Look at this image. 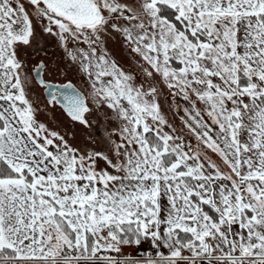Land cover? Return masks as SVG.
I'll return each mask as SVG.
<instances>
[{
    "label": "snow or ice",
    "instance_id": "1",
    "mask_svg": "<svg viewBox=\"0 0 264 264\" xmlns=\"http://www.w3.org/2000/svg\"><path fill=\"white\" fill-rule=\"evenodd\" d=\"M0 264H264V0H0Z\"/></svg>",
    "mask_w": 264,
    "mask_h": 264
},
{
    "label": "rangeland",
    "instance_id": "2",
    "mask_svg": "<svg viewBox=\"0 0 264 264\" xmlns=\"http://www.w3.org/2000/svg\"><path fill=\"white\" fill-rule=\"evenodd\" d=\"M69 78L72 79V81L75 84H77L79 87L83 88L85 86L84 82L79 79V76L75 75L73 72L69 73ZM54 82L63 83V82H65V80H64L63 76H60V77H56ZM41 99L43 100L44 97H41ZM61 118L62 117H61V112H60L59 108H56L54 110H50L48 112H42L40 115V119L42 121L48 123L49 126H53V127H55L59 123ZM127 251L131 253V252H134L135 250L134 249H128Z\"/></svg>",
    "mask_w": 264,
    "mask_h": 264
},
{
    "label": "flooded vegetation",
    "instance_id": "3",
    "mask_svg": "<svg viewBox=\"0 0 264 264\" xmlns=\"http://www.w3.org/2000/svg\"><path fill=\"white\" fill-rule=\"evenodd\" d=\"M54 83H58V82H54Z\"/></svg>",
    "mask_w": 264,
    "mask_h": 264
},
{
    "label": "water",
    "instance_id": "4",
    "mask_svg": "<svg viewBox=\"0 0 264 264\" xmlns=\"http://www.w3.org/2000/svg\"><path fill=\"white\" fill-rule=\"evenodd\" d=\"M56 84H59V83H56Z\"/></svg>",
    "mask_w": 264,
    "mask_h": 264
},
{
    "label": "built area",
    "instance_id": "5",
    "mask_svg": "<svg viewBox=\"0 0 264 264\" xmlns=\"http://www.w3.org/2000/svg\"><path fill=\"white\" fill-rule=\"evenodd\" d=\"M146 247V246H145Z\"/></svg>",
    "mask_w": 264,
    "mask_h": 264
}]
</instances>
